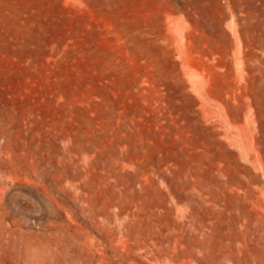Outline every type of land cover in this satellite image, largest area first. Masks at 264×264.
I'll list each match as a JSON object with an SVG mask.
<instances>
[{
    "label": "rangeland",
    "instance_id": "374dc122",
    "mask_svg": "<svg viewBox=\"0 0 264 264\" xmlns=\"http://www.w3.org/2000/svg\"><path fill=\"white\" fill-rule=\"evenodd\" d=\"M0 264H264V0H0Z\"/></svg>",
    "mask_w": 264,
    "mask_h": 264
}]
</instances>
